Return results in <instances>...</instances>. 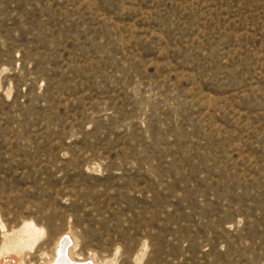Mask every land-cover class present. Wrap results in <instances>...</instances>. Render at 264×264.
I'll return each mask as SVG.
<instances>
[{"label": "rangeland", "instance_id": "obj_1", "mask_svg": "<svg viewBox=\"0 0 264 264\" xmlns=\"http://www.w3.org/2000/svg\"><path fill=\"white\" fill-rule=\"evenodd\" d=\"M264 264V0H0V264Z\"/></svg>", "mask_w": 264, "mask_h": 264}, {"label": "bare ground", "instance_id": "obj_2", "mask_svg": "<svg viewBox=\"0 0 264 264\" xmlns=\"http://www.w3.org/2000/svg\"><path fill=\"white\" fill-rule=\"evenodd\" d=\"M53 264H82L70 258L68 254L67 239L65 237L59 242L57 257ZM86 264H91V263H86Z\"/></svg>", "mask_w": 264, "mask_h": 264}]
</instances>
